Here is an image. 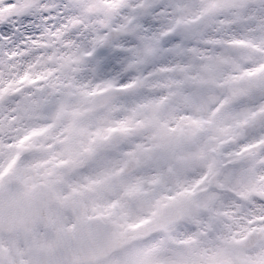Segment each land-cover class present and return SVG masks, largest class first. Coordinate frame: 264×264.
<instances>
[{"label":"snow or ice","instance_id":"snow-or-ice-1","mask_svg":"<svg viewBox=\"0 0 264 264\" xmlns=\"http://www.w3.org/2000/svg\"><path fill=\"white\" fill-rule=\"evenodd\" d=\"M0 264H264V0H0Z\"/></svg>","mask_w":264,"mask_h":264}]
</instances>
